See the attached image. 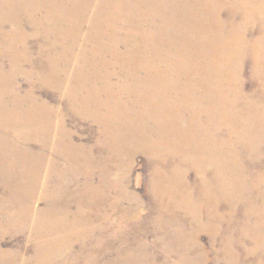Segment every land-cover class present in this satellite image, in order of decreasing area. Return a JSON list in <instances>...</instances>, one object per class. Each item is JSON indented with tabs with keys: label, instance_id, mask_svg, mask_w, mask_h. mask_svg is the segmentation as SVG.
<instances>
[{
	"label": "bare ground",
	"instance_id": "1",
	"mask_svg": "<svg viewBox=\"0 0 264 264\" xmlns=\"http://www.w3.org/2000/svg\"><path fill=\"white\" fill-rule=\"evenodd\" d=\"M22 7L31 11L25 20L33 27L31 36L44 40L38 47L44 69L40 84L66 94L77 116L102 127L98 140L109 145L101 146L103 150L109 148V159L89 154L74 144L60 110L48 111L37 101L34 91L20 94L16 88L19 61L31 62L28 49L18 50L29 39L18 18ZM39 10L45 11L44 22L35 17ZM0 13L4 14L0 45L7 46L0 50V125L9 127L15 122L17 129L15 149L0 142V179L10 189V203L3 209L7 215L0 219L6 222L4 230L33 233L35 241L30 258H25L24 248H19L10 253L9 264H65L74 245L70 235L75 227L63 228L62 212L45 209L36 214L28 205L36 188L27 186L26 178L30 174L40 177L44 163L21 167V162L28 161L22 143H37L41 151L62 154L60 160H67L68 171L73 172L84 170L81 159L91 166L89 170L85 167L90 172L99 164L108 168L114 155L123 162L132 158V153H147L152 160L155 199L161 193L167 197L166 207L158 210L159 218L168 215L172 220L184 209L186 219L194 226L182 236L184 242L161 244V249L172 255L177 248L187 253L183 248L191 245V253L197 251L200 257L188 259L187 264H203L207 250L199 244V234L206 231L215 240L220 235L224 239L225 264L251 261L256 252H261L258 264H264V0H136L132 4L131 0H38L35 5L27 0H0ZM4 22L12 31L2 30ZM43 23L47 26L42 29ZM81 35L92 48L80 50L72 68L69 64L60 67L61 61L67 63ZM68 40L69 47L65 45ZM88 56L91 75L82 76ZM4 57L10 62L6 63ZM247 63L257 82L250 93L242 80ZM115 65L123 76L116 87L113 73L108 70ZM219 105L222 110L217 109ZM27 108L31 119L21 118L20 112ZM11 112L15 113L14 120L9 118ZM244 112H249V120ZM140 115L142 120L138 119ZM12 131L1 129L0 136L11 138ZM135 136L141 139L135 141ZM53 140H57L58 151L51 148ZM129 165L123 169L128 170ZM45 169V176H50L41 188H47L56 177L58 187L66 184L65 172L54 158L47 161ZM8 170L15 176H5ZM188 170L194 173L195 184L188 181ZM127 172L122 170V175ZM166 187L170 190L163 191ZM212 187L220 193L211 194ZM239 203L243 204L242 213L237 210ZM221 205L226 206L223 212L218 211ZM96 216L105 217L98 210ZM239 218L241 224L237 225ZM86 225L79 226L78 240L82 243L92 232ZM63 232L68 236H56ZM251 236L255 237L252 251L240 250L246 241L243 239ZM98 238L92 243L105 246L104 250L82 247L81 254L70 259L71 264H78L80 258L84 264L157 262L143 256L142 244L130 246L124 235L117 249L120 257L116 252L119 258L104 261L101 258L107 257L106 249L110 248L103 237Z\"/></svg>",
	"mask_w": 264,
	"mask_h": 264
},
{
	"label": "rangeland",
	"instance_id": "2",
	"mask_svg": "<svg viewBox=\"0 0 264 264\" xmlns=\"http://www.w3.org/2000/svg\"><path fill=\"white\" fill-rule=\"evenodd\" d=\"M27 1L30 2L32 5H35L36 1L38 0H34L35 1L34 3L33 0H27ZM135 2L136 0H131V4ZM22 8L18 10L19 13L18 18L23 22V28L25 32L28 34L27 36L29 39L25 45L24 44L19 45L18 50L20 51L21 48H22L21 50H24L25 48L28 49L29 52L28 56L31 62H26L23 59L19 61L18 67L20 68L19 69L20 72H18L19 75L16 77L17 78L16 88L20 89L19 90L20 94H25L27 92L34 91L33 95L36 97L37 101L42 105H46L45 107L48 111L52 110L56 113L57 112L56 110H60L59 112H61L63 115L62 117L66 129H68L73 135L72 138L74 144L83 147L84 151L89 154L97 155L103 159L106 158L109 159L111 157L109 155V148H104L103 150L104 146L106 145L109 146V145L98 140L102 127H100L96 122L90 119H85L80 116H77L68 105L66 94H63L62 92H58L57 90H54L48 86H43L40 84L41 81L40 73L41 70L44 69L40 65L42 57L38 53V47L39 45L44 44V40L41 39V36L38 37L31 36L33 32V27L25 21L27 17L31 15L30 14L31 11L25 9L24 7ZM140 12L141 11H139V13ZM2 14L3 13H0V21L3 19ZM44 14L45 11L40 12L39 10L37 11V13H35L36 15L35 17L37 19H41V21L44 22L45 21ZM45 24L46 23H43L41 25L42 29L45 26H47ZM52 26L54 27V25ZM10 28L11 27L8 24V22H4L2 30L6 32H10L12 31L11 30L12 28L11 29ZM82 31L83 33H85L86 31L85 26L83 27ZM80 38H81L79 39L80 41L79 40L77 41L78 45L76 49H74V51L68 56V58H66L67 63L61 61L60 67L63 66L64 68L66 67L65 66L66 64H69V68H72L75 62L74 60L78 59L77 56L80 50L87 49L88 51H90V49L92 48V44L90 43L86 45L82 40V35L80 36ZM68 41H66L65 45L69 47L71 41L69 42ZM5 48H7L6 45L4 44L0 45L1 51L4 50ZM123 49L124 47L121 48V51ZM37 57L38 59L36 60ZM3 59H5L6 63L10 62L8 58L4 57ZM90 59L91 57L88 56L86 62L89 61ZM33 65L36 67L34 68ZM37 66H39L40 68ZM84 66H86L85 67L86 71L83 73L82 76L91 75L90 74L91 69L90 66L88 67V62L84 63ZM100 70L102 72H106L104 68L102 69L100 68ZM108 70L110 73L111 72L113 73L112 83L114 84V87H116V85H118L121 81H123V76L122 73L120 72L119 66L115 65L114 67L108 68ZM251 73H252V66L250 65V63H247L242 73V80L245 83V91L247 93H250L251 90H255L257 87L256 85L257 82L252 77ZM30 74H32V78L30 77L31 76ZM98 85H100V83ZM222 108L223 107L220 105L217 106L218 110H222ZM24 111L20 112L21 118L31 119L32 115L31 113L28 112L29 109L28 108L24 109ZM243 116L246 118V120H249L248 119L249 112H244ZM9 118L11 120H14L15 113L11 112ZM53 119L56 120L55 114L53 115ZM138 119L142 120V116L140 115ZM117 123H115V125ZM11 124L12 125L11 126L9 125V127L8 125H0V130L1 129L11 130V131L13 130L12 131L13 137L11 138L6 136L5 137L0 136V142H4V145L6 144L10 150L15 149L16 148L15 144L17 143L16 142L17 137L14 134L16 133L15 131L17 129H15L16 126H13L16 125V123L12 122ZM118 125L119 124H117L116 126ZM140 139L141 138L139 136H135L134 138L135 141H139ZM55 141L57 140H53L52 142L54 144L51 145V148L53 150L56 144ZM25 144L22 143V146L25 147L23 154L25 157L27 156L26 160L28 161L24 160L23 162H21L20 166L21 167L23 166L24 168V166H26L24 164H31L34 166V165H39L41 163L43 165L44 163V165L40 168V177L39 175L28 174L29 176L26 178L27 181L29 180L28 181L29 184L27 183V186L31 185L32 187L36 188V195L34 194V198L31 201V204L28 205H30L32 212L33 210L36 211V214L45 209L47 211H50L51 213L57 211L62 212L65 216V224L63 228L71 227V226L75 227V229L73 230V232H71L70 235L72 241L74 242L71 252L72 256L70 257V259L74 260V258L79 256V254H81L82 252V247L85 248L89 247L96 251L104 250L105 246L96 245L92 243L94 242L93 240L95 238L97 239L98 237L99 238L103 237L110 248V250L106 249L108 251L106 255L107 257L101 259L104 261L106 260L111 261L114 258H119L120 252L117 249L119 247V244L122 246V241L120 240V238L123 235L128 240V244L130 246L136 247L137 244H142L143 256L145 254L146 258H150V257L155 258L157 260L156 264H184V263L187 264L188 259L190 258L197 259L200 257V255H197L199 254L197 251H195L193 254L191 253L192 251L191 249H189L192 248L191 245L184 246L183 249H187L188 250L187 253L186 251L183 252L180 250V248H177L178 251L175 250V252L172 253V255L168 254L166 251L160 248L161 244L167 245V244H171L172 242L175 244L176 243L181 244L182 242H184L182 236L185 235L187 232L188 233L191 232V229H193L194 226L192 225L189 219H186L187 213L185 212L184 209L180 211L181 214L177 218L173 217L172 220H170L171 218L168 215H164V217L159 218L158 210L162 206L166 207L167 197H165V195L161 193L159 198L157 200L155 199L154 189L152 188L151 185L152 176H153V170L151 164L152 160L147 155V153L145 154L142 152L132 153L130 155V157L132 158L123 162H121L122 159L121 161L120 160L117 161L116 158H118L119 155H114L112 156L113 157L112 160L109 161L108 168L103 166L102 164H99L97 166L95 165L96 167H94L93 170L90 172L85 170V167L89 170L91 166L88 167L87 163H85L84 165L81 159L80 166L84 170L82 171L77 170L73 172V171H68L67 160H60L62 154L57 155L55 151H53L55 153H46V151H41V149H38L35 146V145L38 146L37 143H32L34 144L35 147L31 145L25 146ZM239 144H242V140L239 141ZM58 147L59 144H57V148ZM43 156L46 159H43L42 158ZM56 156H59L57 157L58 160L56 159ZM83 156H84V152L82 158ZM52 158H54V161L58 163L59 167L63 169V171L65 172L64 183L66 184L58 187V185H56L57 183L56 179L58 178L56 177L51 181V183L47 186V188L45 187L41 188V186L44 185V180L49 179L50 175L45 176L46 174L45 167L47 166V161L49 159L52 160ZM37 162L38 163L41 162V163L38 164ZM9 164H10L9 162L8 163L6 162V166L8 165L7 167H10ZM126 164H130L128 170L123 169V167ZM259 168H261V166ZM122 170L128 171L126 173V176L122 175ZM8 171H9L8 174L6 173L5 176H10V174L11 175L15 174L10 170ZM35 177H37L36 180ZM188 181L191 184L196 183L195 175L190 170H188ZM1 183L2 181L0 179V212L2 211L0 213V216L5 218L4 216L7 214L3 213V209L6 204L10 203L9 200L10 189H8L9 186L6 187L3 183L2 184ZM34 184L36 187L34 186ZM27 186H25L24 189L18 187V190L21 191L22 189L25 191V188ZM12 187L15 188V185H13ZM234 189L236 191L237 187H234ZM169 190H170L169 187L163 189V191H169ZM178 192L181 191H176V194H179ZM210 192L213 195H217L220 193L219 190L213 187L210 189ZM215 200L216 199L214 198V201ZM218 202H220V204H225L223 201H221V199H219ZM218 202L216 201V203ZM216 203L214 205L218 206ZM92 206L97 208H92ZM221 206L222 207L220 206L218 207V211L219 212L225 211L226 206L225 205H221ZM241 209H243V204L239 203L237 205V210L239 213H242ZM97 210L99 211V213L104 214L105 217L103 216L104 218L99 219L96 216ZM79 220L82 227L83 224L85 223L87 224L86 227L88 228V230L92 231L90 234H87V237H85L86 239L83 243L78 240V238L80 237L78 234L80 233ZM240 220L241 219L239 218V220L237 221V225L241 224ZM0 221H1L0 264H9L12 261L10 253L13 251H19L20 250L19 248L22 249L24 248V250H22L25 251L24 257L30 258L33 254L32 243L35 242L33 239L34 237L33 233L23 232V231L8 232L3 229L4 228L3 226L5 225L6 222L4 223L3 219L2 220L0 219ZM100 229H104V230H100ZM3 230L5 231L4 233ZM94 230H97V232L94 233ZM101 232H106V233L100 235ZM65 234H67L68 236V233L65 232L57 234L56 236L58 238H64ZM218 237H216L215 240L213 239V235H210V233L206 231L205 232L201 231V234H199V244L204 246V248L207 250V255L203 257L204 258L203 264L226 263L224 257L225 251L223 250V246H222L223 245L222 241L224 239H222L221 235ZM253 239H255V237L253 236L244 238L243 241L245 240L246 241L239 246L240 250H244V251L249 250V252L252 251L254 247ZM233 240L234 239H232V241ZM96 248H100V249H96ZM116 252L117 254H119V257H116ZM237 252L239 253L240 251ZM260 253L261 252L254 253L255 255H253L251 261L244 262L243 260H240L242 262H240L239 264H258L260 262V258H259ZM70 259L65 260L64 263L71 264L73 260ZM78 264H84V259L80 258L78 260Z\"/></svg>",
	"mask_w": 264,
	"mask_h": 264
}]
</instances>
